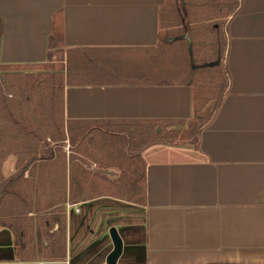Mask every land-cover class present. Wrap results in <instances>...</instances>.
<instances>
[{
	"label": "crops",
	"instance_id": "obj_1",
	"mask_svg": "<svg viewBox=\"0 0 264 264\" xmlns=\"http://www.w3.org/2000/svg\"><path fill=\"white\" fill-rule=\"evenodd\" d=\"M236 1L0 0L2 73L61 63L66 122L155 126L160 137L123 152L143 180L120 191H87L71 174L69 141L65 174L59 148H40L55 156L46 174L32 165L2 189L0 264H105L112 227L127 245L120 264H264V0ZM162 68L186 79L154 80ZM75 162L122 178L119 167ZM17 167L6 159L1 183ZM63 217L65 255L53 246Z\"/></svg>",
	"mask_w": 264,
	"mask_h": 264
},
{
	"label": "trees",
	"instance_id": "obj_2",
	"mask_svg": "<svg viewBox=\"0 0 264 264\" xmlns=\"http://www.w3.org/2000/svg\"><path fill=\"white\" fill-rule=\"evenodd\" d=\"M231 1L234 8L237 5V1ZM12 76L17 79L22 78L19 75ZM12 76H7V80H12ZM26 80H28L25 82L27 88L22 93L23 100H21L13 95V90H16L14 83H3L4 80L0 77V171L3 162L11 153H15L18 157V165L27 161L24 170L23 168L21 170L23 173L27 167L34 165L38 161L48 160L47 162H51L55 157L53 153L50 155L47 153H37L40 148L45 147V138H47V136L51 137L55 145H57L56 147L69 138L71 149V174L73 176L77 174L78 177L80 175L85 176L83 183L84 188H87V191L98 189L101 184H104L103 182H105L104 185L108 190H123V178H121L120 181L110 182L102 176L94 175L82 170V167L75 162V159H78L83 163H96L102 168H107L112 166V155L109 152L110 149L107 148V145L105 146L104 143V140L106 139L105 135L108 134H104L101 128L91 127V125L88 126L85 122L80 121H65L63 76H60L56 85L50 82L47 83V81L41 79V76L26 78ZM18 90L21 91L20 88ZM41 92H44V97H42ZM5 94H12L13 98L9 99ZM143 134L149 139L148 143H154L160 140L158 128L152 126L146 130H136L131 142L135 141L138 137L143 136ZM14 137L19 140L21 137L23 138L19 141L22 147L15 146L13 141H11ZM25 146H29L31 152H24ZM16 147L21 149H18L19 151L16 149V151ZM134 150L132 149L131 143L130 152L133 153ZM56 154L57 156L54 163L63 164V166H65L63 173L65 174L67 163L66 155L60 150H58ZM122 159L123 157H121V160ZM125 160L128 162L129 168H132L133 165L135 166L134 157L131 158L127 156ZM121 170L122 173H128V169H124V167H122ZM19 176L20 175L14 177L15 179L12 181L6 182L0 186V197L2 189H6L10 185V182H13ZM72 185L74 192L75 183L73 182ZM143 193L142 190L140 195L142 196ZM99 194L100 193L93 194L92 196H97ZM72 201L75 202L74 199ZM62 210H64V208H62ZM65 221L66 220L63 217L61 218V221L57 222L59 224V230L53 241L54 248L56 247L57 251L61 248V254L63 255H65L66 250ZM56 257H58V254Z\"/></svg>",
	"mask_w": 264,
	"mask_h": 264
},
{
	"label": "rangeland",
	"instance_id": "obj_3",
	"mask_svg": "<svg viewBox=\"0 0 264 264\" xmlns=\"http://www.w3.org/2000/svg\"><path fill=\"white\" fill-rule=\"evenodd\" d=\"M125 56L126 55H124L123 57H125ZM133 60L134 59H132L129 55H127L124 60H120L122 63L125 64V66H123V67H125V71H128L130 69V67L133 66V62H132ZM158 60H160V59L159 58L152 59V68L153 69L155 68V66L158 69H160L161 65H163L161 62H158ZM46 68H44V71H45ZM47 69L50 70V73L45 74L47 77L44 74L40 75V74L29 73V71L33 72L35 70H29L28 71V69L23 70V72H21V73L20 72L19 73L18 72H14L12 70H6V73L5 72L2 73L3 70H1L0 71V77L4 80L3 83L4 82H7V83L8 82H12V83H14V85L16 86L15 87L16 90H13V92H14L13 95H15L19 99L23 100V94L22 93L26 90L27 84L25 82L28 81V80H26V78H31V77H34V76H41V79L47 81V83L48 82L54 83V85H56L58 83V81L60 79V76L63 74L61 72V70L63 69V64H61V63L51 64V65L48 66ZM153 69H151V70H153ZM34 73H37V72H34ZM12 75H19V76L22 77L21 78L22 80L14 78V76H12ZM7 76H12V78H11L12 80H10V79L7 80V78H8ZM153 79L154 80H161V81H170V80H175V81H181L182 80L183 81V80L186 79V77H183V76H179V77L177 76L176 77V76L168 75L167 73H164L163 68H162L161 73H155L153 75ZM219 86L220 85H218V89H220ZM19 88L21 89V91L18 90ZM43 93L44 92H41L42 97H44ZM13 95L12 94H9V95L5 94V96H7L9 99H12ZM38 96H39V94H38ZM201 98H203V96ZM195 126L197 128L199 126V124H195V122H194L192 124H189V126L188 125L187 126H183V128L186 127L185 129H183L185 131L184 132L183 131L179 132L180 136L179 137L175 136L176 138L175 137H173V138H175L176 140H184V137H183L184 135L182 133H184L186 135L191 134V132L194 133L195 130L192 131V128L195 127ZM101 129L103 130L104 134H108V135H105V137H106V139H105L106 141L104 140L105 146L107 145V148H109V149L118 148L120 150L119 152H121L120 154H118V156H115V158H112V160H111L112 166L113 167H119V168L120 167L121 168L124 167V169H128V173L127 172L126 173H122V178L124 179L125 183L129 182V180L134 178V180H136V182H137V185L142 186V173H143L142 164L140 162H137L136 166L133 165L132 168H129L128 162L125 160L126 157H127V154H125L123 152H125L127 149L130 148L131 143H132L133 149H135V146L137 148L136 150L142 149V147L148 142L149 139L140 140L141 138H137L136 141H132L131 142L132 137H134V135H132V133H133L132 129H135V131L136 130L139 131V130L144 129V128L141 127L140 125H137V124H127V123L117 124V123H114L113 125L112 124L105 125V127L101 126ZM160 135L162 136V139H168L169 138L164 133L160 134ZM21 139H23V138L21 137ZM20 140L14 137V138H12L11 141H13L15 146H21L22 147L21 143H19ZM66 141H69V138H67ZM66 141H64L63 143L61 142L59 144V146H58V148H59V150L61 152H63L62 148H64V146H65L64 143ZM69 144H70V141H69ZM48 146H51V147L52 146H57L53 142V139L51 137H49V136H47V138H45V147H48ZM16 149L18 150V149H21V148L16 147L15 150ZM30 150H31V148L29 146H25L24 152H26V153L27 152H31ZM131 154H133V153L131 152ZM11 156L16 157L17 158V162H18V157L15 155V153L9 154L7 159L9 157H11ZM118 157H120V160H119ZM121 157H125V158H123L121 160ZM41 160H43V159H41ZM47 161H38L37 163H35L33 165L36 168L35 171H38V173L41 174V177H42V174H46V171H42V168H45L44 166L47 165V163H48ZM4 162L2 164V167L4 165ZM26 162L27 161H24V163L21 164V165H18V163H17V166H19V167H17V171H18L17 172V176L21 175L23 173V172H21V170H22V168L24 170ZM121 168H120V170H121ZM121 172H122V170H121ZM0 177H1L0 178V186H1L4 183H6V182L1 183V181H3V179H4L3 176H2V168H1V171H0ZM29 184H32V183L30 182Z\"/></svg>",
	"mask_w": 264,
	"mask_h": 264
},
{
	"label": "water",
	"instance_id": "obj_4",
	"mask_svg": "<svg viewBox=\"0 0 264 264\" xmlns=\"http://www.w3.org/2000/svg\"><path fill=\"white\" fill-rule=\"evenodd\" d=\"M103 241L109 243L102 254L105 256V264H120L127 249L122 231L116 227L110 228Z\"/></svg>",
	"mask_w": 264,
	"mask_h": 264
}]
</instances>
